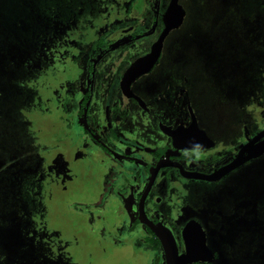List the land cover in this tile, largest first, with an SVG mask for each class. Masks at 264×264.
I'll list each match as a JSON object with an SVG mask.
<instances>
[{
  "label": "flooded vegetation",
  "instance_id": "obj_1",
  "mask_svg": "<svg viewBox=\"0 0 264 264\" xmlns=\"http://www.w3.org/2000/svg\"><path fill=\"white\" fill-rule=\"evenodd\" d=\"M155 1L153 27L145 29ZM163 1L139 0L128 17L98 16L91 3L92 15L83 16L86 5L75 3V11L70 1L71 11L78 15L61 19L66 28L43 68L44 107L40 114L35 112L41 117L36 131L62 146L54 157L59 169L55 181L65 192L75 189V202L81 205L58 213L50 209L43 218L36 217L50 221L51 227L61 223L63 229L55 231L61 230L62 237L73 242L74 250H67L70 260L78 264H166L163 244L153 227L169 230L179 254H184V230L191 221L200 226L213 253L211 259L192 264H213L219 253L211 247L210 228L200 213L215 191L201 186L218 184L251 160L218 180L202 176L213 175L234 161L264 129H226L232 119L227 115V97L248 100L254 106V63L239 66L252 79L236 94L228 90L223 67L166 57L170 36H188L175 34L189 17L180 0L184 21L165 38L158 61L131 82L124 81L126 72L151 52L164 30L171 0L166 5ZM256 1L264 16L261 0ZM243 8L254 14V0ZM213 72L219 75L214 78ZM211 83L219 86L217 91L210 90ZM9 113L13 118L15 113ZM237 119L242 121L241 114ZM250 121L254 122V113ZM50 154L45 162L48 173ZM52 216L57 217L53 223Z\"/></svg>",
  "mask_w": 264,
  "mask_h": 264
},
{
  "label": "rangeland",
  "instance_id": "obj_2",
  "mask_svg": "<svg viewBox=\"0 0 264 264\" xmlns=\"http://www.w3.org/2000/svg\"><path fill=\"white\" fill-rule=\"evenodd\" d=\"M70 1L0 0V264H78L70 260L67 250L73 249V242L65 240L61 230L55 231L61 223L58 228L51 227L50 221L36 217L43 218L50 209L55 213L65 208L70 211L80 204L75 202V189L65 192L55 181L59 169L54 157L62 146L43 133L22 135L12 126L2 84L3 72H23L25 79L43 72L66 28L61 19L78 15L71 11ZM76 1L91 3L98 16L118 17L117 8L126 0ZM163 2L166 5L169 0ZM180 2L189 17L175 34L188 36H170L166 57L223 67L228 90L236 94L252 79V74L239 66L254 63V106L248 100L227 97V115L232 119L226 129L244 132L247 127L252 131L264 126V16L258 12L257 1L254 14L243 8L253 0ZM155 8L156 1L145 29L153 27ZM212 74L214 78L219 75ZM209 86L211 91L219 88L212 83ZM253 113L254 122L250 121ZM48 153L50 175L45 163ZM201 187L215 191L209 206L200 213L210 228L211 247L219 253L213 264H264V155L232 171L218 184ZM56 218H50L52 223Z\"/></svg>",
  "mask_w": 264,
  "mask_h": 264
},
{
  "label": "water",
  "instance_id": "obj_3",
  "mask_svg": "<svg viewBox=\"0 0 264 264\" xmlns=\"http://www.w3.org/2000/svg\"><path fill=\"white\" fill-rule=\"evenodd\" d=\"M185 15L186 12L179 3V0H171L164 14V30L159 39L152 46L150 53L139 58L130 67L124 76V81L128 83L131 82L134 78L148 71L158 61L162 53L165 38L172 30L182 25ZM262 155H264V129L243 146L234 161L218 170L215 174L202 176V178L210 181L218 180L244 163L259 158ZM143 201L144 197L141 200V205ZM153 228L163 244L166 264H192L198 261H206L213 257L212 251L206 245L205 238L202 237V229H200V226L194 221H191L184 230V237L186 240V253L184 254H179L176 241L169 230L162 226Z\"/></svg>",
  "mask_w": 264,
  "mask_h": 264
},
{
  "label": "trees",
  "instance_id": "obj_4",
  "mask_svg": "<svg viewBox=\"0 0 264 264\" xmlns=\"http://www.w3.org/2000/svg\"><path fill=\"white\" fill-rule=\"evenodd\" d=\"M141 1V0H140ZM74 10H77L78 1L72 0ZM124 5H121L116 13L118 16H131L138 8L139 0H126ZM262 8L264 9V0H261ZM79 8V7H78ZM73 9V8H72ZM83 16H90L91 8L86 5ZM23 74V72H22ZM21 72H9L7 75L3 72L4 81H2L3 89L6 90L7 108L13 112L12 126L16 127L22 135L36 136L40 135L36 130L40 128L41 117L39 114L44 107V70L35 77L23 78ZM55 77V76H54ZM5 99V97L3 96ZM5 99V100H6Z\"/></svg>",
  "mask_w": 264,
  "mask_h": 264
}]
</instances>
